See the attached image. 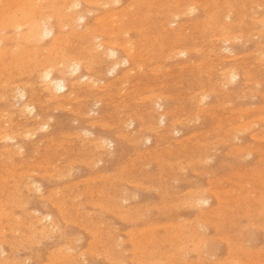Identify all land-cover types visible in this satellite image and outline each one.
Here are the masks:
<instances>
[{
    "label": "rangeland",
    "instance_id": "rangeland-1",
    "mask_svg": "<svg viewBox=\"0 0 264 264\" xmlns=\"http://www.w3.org/2000/svg\"><path fill=\"white\" fill-rule=\"evenodd\" d=\"M37 1L48 36L0 28V264H264V0Z\"/></svg>",
    "mask_w": 264,
    "mask_h": 264
},
{
    "label": "bare ground",
    "instance_id": "bare-ground-1",
    "mask_svg": "<svg viewBox=\"0 0 264 264\" xmlns=\"http://www.w3.org/2000/svg\"><path fill=\"white\" fill-rule=\"evenodd\" d=\"M19 1H21L20 3L23 5L24 3H22V1H24V0H19ZM45 1V0H44ZM43 0H42V2H44ZM69 1V4L71 3V2H73V0H66V2H68ZM91 1V0H90ZM89 1V2H90ZM103 1V0H102ZM101 1V2H102ZM114 1V3L116 2V4H117V1L118 0H113ZM113 1H112V3H113ZM39 2H40V0H39ZM38 1H37V3H39ZM98 3L100 2V0L99 1H97ZM14 2H12V0H11V3H10V1L9 0H7L6 1V3H5V6H9L10 4V8H14V7H11L12 6V4H13ZM20 3H18L17 4V6H16V4H14V6H16V8H14V9H20L18 12V14H16V12H15V10H12V11H14L13 13H12V11H10L11 9L8 7H3V9H1L0 8V28L1 27H6V29H7V27L8 26H12L13 28H17L18 30L22 27V26H28V29H29V33H27V34H21V36H22V38H25V39H27V37L28 36H30V35H32V33H36L37 31H35L36 30V28H37V21H39L38 19H40V17H42V10H41V8L40 9H37V8H35L36 10H34V9H31V8H34L35 6H37V4L35 3V5H34V7H30V8H26L24 5H23V7L21 6V4ZM77 3V2H76ZM106 3L107 2H105L104 4H105V6H107L106 5ZM108 3H111V2H108ZM107 3V4H108ZM113 3V4H114ZM30 4H32L31 2H30ZM29 4V5H30ZM68 4V3H67ZM26 6H27V3L25 4ZM32 5V6H33ZM102 5V4H101ZM19 6V7H18ZM67 5L65 4V6H63V8L64 9H67V8H65ZM76 6H77V4H76ZM108 6H109V4H108ZM57 7V6H56ZM68 7H70V6H68ZM71 7H72V4H71ZM70 7V8H71ZM78 7V6H77ZM104 7V6H103ZM73 8V7H72ZM107 8V7H106ZM106 8H104V9H106ZM60 11V10H59ZM64 12L66 11V10H63ZM98 12V11H97ZM48 13V12H47ZM61 13V12H60ZM16 14V15H15ZM44 14V13H43ZM57 14V13H56ZM70 14V13H69ZM257 14V13H256ZM47 15V14H46ZM64 15H66V13L64 14ZM132 15V14H131ZM40 16V17H39ZM61 16V15H60ZM63 16V15H62ZM76 16V15H75ZM44 17V16H43ZM41 18L42 19V23L45 25V27H43V29H44V31L46 32L45 34L47 35V34H50V33H52V29L49 27V23L47 22V20H45L44 18ZM145 17V16H144ZM36 18H38L37 20H36ZM81 18V16L79 17V19ZM61 19V18H60ZM51 20V19H50ZM110 20V19H109ZM259 20V19H258ZM257 21V20H256ZM264 21V20H263ZM40 22V23H41ZM82 22V21H81ZM96 22V21H95ZM98 22V21H97ZM96 22V23H97ZM161 22V21H160ZM171 22V21H170ZM174 22V21H173ZM39 23V22H38ZM68 22H66V24H67ZM83 23V22H82ZM161 24V23H160ZM174 24V23H173ZM42 25V24H41ZM41 25H38V27L39 28H41ZM72 25H74V24H72ZM76 25V24H75ZM238 25V24H237ZM65 27V26H64ZM39 28H37L38 30H39ZM66 28V27H65ZM4 29V28H3ZM5 29V30H6ZM16 29V30H17ZM42 29V28H41ZM43 29H42V31H43ZM61 29V28H60ZM113 29V28H112ZM64 30V29H63ZM40 31V30H39ZM44 31L42 32V33H44ZM31 33V34H30ZM65 33V32H64ZM93 33V32H92ZM217 33V32H216ZM20 34V33H19ZM19 34H16V37H17V35H19ZM33 34V35H34ZM66 34V33H65ZM88 34H89V32H88ZM88 34H87V36H88ZM90 34H91V31H90ZM89 34V35H90ZM36 36L37 35H39V34H35ZM46 35H44L45 37H46ZM60 36H61V34H59ZM20 35H19V38L21 37ZM40 36H41V34H40ZM44 36H43V38H44ZM48 36V35H47ZM86 36V37H87ZM92 36V35H91ZM3 37H5V36H3ZM90 37V36H89ZM234 37V36H233ZM13 38V37H12ZM30 38V37H29ZM28 38V39H29ZM31 38H33V37H31ZM61 38V37H60ZM100 38V37H99ZM2 39H4V38H2ZM35 39H36V37H35ZM41 39V38H40ZM62 39V38H61ZM61 39H59V40H61ZM98 39V38H97ZM6 39H4V41H5ZM9 40V39H8ZM13 40V39H12ZM11 40V41H12ZM15 40V39H14ZM20 40H22V39H20ZM43 40V39H42ZM41 41V40H40ZM32 42H34V41H32ZM31 42V43H32ZM37 42V41H36ZM3 43V42H2ZM38 43V42H37ZM40 43V42H39ZM0 44H1V42H0ZM27 44H28V42H27ZM129 45V44H128ZM1 46V45H0ZM98 46H100L99 44H98ZM105 46V45H104ZM4 47V46H3ZM14 47V46H13ZM16 47V46H15ZM67 47V46H66ZM101 47V46H100ZM119 47V46H118ZM19 47H17V49H18ZM35 48V47H34ZM121 48V47H120ZM4 50H7V49H5V48H3ZM12 49V48H11ZM14 49V48H13ZM22 49V48H21ZM56 49V48H55ZM100 49V48H99ZM2 50V49H1ZM0 50V51H1ZM19 50V49H18ZM57 50V49H56ZM10 51V50H9ZM45 51V50H44ZM4 52L5 51H3L2 50V52L0 53V55H1V57L4 55ZM12 52V51H11ZM15 52H16V50H15ZM46 52V51H45ZM6 53H8V52H5V54ZM14 53V52H13ZM48 53V52H47ZM257 53V52H256ZM108 55H109V57L111 58V57H113L114 58V56H115V52H114V50H112V49H109L108 50V53H107ZM264 55V54H263ZM26 56V55H25ZM24 56V58H22V59H25L26 57ZM92 59V58H91ZM116 59V58H115ZM12 60V59H11ZM71 61H73V62H71ZM71 61H68V64H72V69H73V71L75 72V73H77L78 71H80V69H81V64L79 63V62H74V60H71ZM264 61V60H263ZM13 62V61H12ZM71 62V63H70ZM16 63V62H15ZM59 63L61 64V66L62 67H64V61H59ZM127 64V61L126 62H124V64ZM243 63V62H242ZM223 65V64H222ZM53 66V65H52ZM60 66V65H59ZM58 66V67H59ZM69 66V65H68ZM113 66V65H112ZM116 67L117 66H114V67H112L110 70H109V72H110V74H113L114 72H116L115 71V69H116ZM167 67V66H166ZM187 67V66H186ZM168 68V67H167ZM166 68V69H167ZM52 69V68H51ZM51 69H49V68H43L42 70H41V79H42V81L43 82H45L46 83V86L49 88V89H51V90H53V92H55V94H60V93H65L66 91H68L67 89H66V84H65V82H64V80H62V79H59V80H56L55 78H53L52 77V70ZM1 70V69H0ZM232 72V71H231ZM247 74V73H246ZM72 75V74H71ZM76 75V74H75ZM73 76V75H72ZM77 76V75H76ZM231 77V76H230ZM14 78H15V76H14ZM13 78V79H14ZM79 78H81V77H79ZM85 78V77H84ZM91 78V77H90ZM231 78H234V74L232 75V77ZM5 80V79H4ZM85 80V79H84ZM7 81V80H6ZM5 81V82H6ZM42 83V82H41ZM5 84H3V86H4ZM16 86V85H15ZM23 90V89H22ZM204 91V90H203ZM138 92V91H137ZM180 92V91H179ZM205 92V91H204ZM252 96V95H251ZM19 98L20 99H25V94L23 93V92H21L20 93V95H19ZM2 99H3V97H2ZM47 101V100H46ZM17 104V103H16ZM158 104V103H157ZM23 114H24V112H26V113H28L29 115H33V113H34V107L32 106V105H28V104H25L24 105V109H23ZM6 114V113H5ZM260 119V118H259ZM163 120H164V118L163 117H160V122H163ZM150 123V122H149ZM123 126V125H122ZM256 127V126H255ZM8 128V127H7ZM263 128V127H262ZM143 130V129H142ZM28 132V131H27ZM24 134V133H23ZM26 134V133H25ZM27 136L29 135L28 133L26 134ZM238 137V136H237ZM5 140L7 139V140H9V141H11V140H13V137H11V136H9V135H6L5 137ZM4 138H3V140H4ZM135 142V141H134ZM17 156V155H16ZM12 157V156H11ZM142 160V159H141ZM190 165V164H189ZM130 166V165H129ZM16 169V168H15ZM8 173V172H7ZM60 177V176H59ZM31 182V181H30ZM20 183V182H19ZM39 189V188H38ZM178 189V188H177ZM81 195V194H80ZM52 196V195H51ZM79 198V197H78ZM124 198V197H123ZM68 199V198H67ZM77 199V198H76ZM102 199V198H101ZM204 201V200H203ZM231 204V203H230ZM82 207V206H81ZM25 208V207H24ZM23 209V208H22ZM39 213V212H38ZM5 214V213H4ZM102 214V213H101ZM3 216V215H2ZM7 217V216H6ZM19 218V217H18ZM53 219V218H52ZM50 220V219H49ZM18 222V221H17ZM29 225V224H28ZM33 228V227H32ZM54 230V229H53ZM90 230H92V229H90ZM206 230V229H205ZM7 233V232H6ZM138 233V232H137ZM112 234V233H111ZM113 235V234H112ZM3 236V235H2ZM92 236V235H91ZM64 239V238H63ZM66 241V240H65ZM73 242V241H72ZM253 243H254V241H253ZM35 244V243H34ZM149 245V244H148ZM38 246V245H37ZM72 246V245H71ZM175 247V246H174ZM197 247V246H196ZM1 248V247H0ZM72 248V247H71ZM75 248V247H74ZM73 249V248H72ZM122 252V251H121ZM108 253V252H107ZM186 253V252H185ZM2 255V254H1ZM232 262V261H231ZM85 263V262H84Z\"/></svg>",
    "mask_w": 264,
    "mask_h": 264
}]
</instances>
